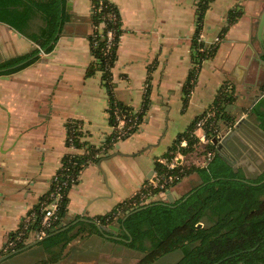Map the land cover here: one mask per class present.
<instances>
[{
  "label": "crops",
  "instance_id": "0c3cea01",
  "mask_svg": "<svg viewBox=\"0 0 264 264\" xmlns=\"http://www.w3.org/2000/svg\"><path fill=\"white\" fill-rule=\"evenodd\" d=\"M67 1L70 17L52 50L39 52L36 60L16 71L0 74V255L28 210L49 190L62 156L82 151L65 143L66 121L78 119L83 139L97 146L111 132L100 72L86 73L93 61L88 39L93 29L91 2ZM110 1L119 9L123 28L111 68L114 95L138 108L150 77V104L139 130L80 170L78 181L67 191L61 222L65 228L84 221L76 220L79 216L94 219L135 193L150 170L154 171L155 159L212 103L224 82L233 87V98L224 111L234 122L221 128L237 134L230 135L222 152L244 172L255 169L254 163L264 162V131L251 112L264 97V24H260L264 0H210L199 22L198 0ZM234 7L242 14L229 22ZM42 23L36 15L30 30ZM198 23V39L206 46L216 44V48L201 62L184 104L182 86L192 66L191 39ZM217 36L219 41L211 43ZM35 47L25 34L0 20V61ZM188 157L183 161L190 160ZM200 181L191 172L152 199H167L168 191L181 196ZM47 252L39 241L0 264H136L143 254L96 231L72 238L56 261L42 263ZM174 252L182 256L180 250L163 256ZM158 259L151 264H159Z\"/></svg>",
  "mask_w": 264,
  "mask_h": 264
},
{
  "label": "trees",
  "instance_id": "16d2710c",
  "mask_svg": "<svg viewBox=\"0 0 264 264\" xmlns=\"http://www.w3.org/2000/svg\"><path fill=\"white\" fill-rule=\"evenodd\" d=\"M210 0H198V22L208 7ZM90 22L92 32L88 35L90 52L93 61L86 69L87 74L100 72V80L107 92V113L110 124L115 123L114 111L118 110L125 118H132L136 123L144 122V115L150 104V83L147 78L140 107L134 108L118 100L114 95V82L111 68L116 58V47L123 31L122 21L117 5L110 0H90ZM242 14L239 7L229 11V22ZM36 15H40L43 23L37 30H30V23ZM70 13L66 9V0H0V20L25 34L36 47L29 52L7 57L0 61V74L16 71L36 60L39 52H49L61 32L63 23ZM198 23L191 39L192 66L183 83L182 101L187 96L196 80L201 62L210 57L216 44L205 45L198 39ZM112 31L113 44L107 48V31ZM233 98V87L227 89V83L220 85L212 103L182 131L178 132L167 151L161 158L169 160L175 150L187 153L193 149L197 137L193 133L195 122L208 110H214V116L204 125L207 135L216 133L222 124L230 125L224 106ZM255 120L264 131V97L252 107ZM65 143L81 152H68L62 156L61 166L57 169V179L51 182L49 190L44 192L38 201L28 210L35 211V220L29 223V229L37 226L41 206L50 197V191L56 183L63 180L56 210L55 227H60L67 209V191L72 182L78 181L80 170L87 164L100 160L108 153L114 141L126 138L136 132L139 127L135 123L123 134L113 129L107 134L102 144L95 145L83 139V130L78 119H70L65 123ZM186 140L181 146L180 141ZM154 171L160 174L178 172L179 179L191 172H196L201 181L174 201L167 199H148L139 201L145 188H139L127 198L103 214L94 217V221L106 225L116 221L122 222L118 235L128 247L143 254L136 264H151L162 255L180 250L182 256L173 264H264V169L255 176H246L241 167H234L233 162L214 146V152L205 165H182L167 169L159 159H155ZM180 169V171H179ZM72 179V181H71ZM178 180L171 183L172 186ZM168 185V184H167ZM158 187L151 189V195L157 193ZM142 207L137 209L138 207ZM137 209V210H134ZM130 212V213H129ZM128 213V214H127ZM127 214V215H126ZM126 215V216H125ZM125 218L122 220V218ZM78 225L75 231L73 228ZM100 232L94 222L77 221L67 228L44 238L41 242L48 251L42 263L56 261L61 249L76 236L84 233ZM16 230L11 233L14 236ZM101 233V232H100ZM102 234V233H101ZM25 244V243H24ZM24 244H20L19 247ZM59 249L55 250L54 247ZM18 247V248H19Z\"/></svg>",
  "mask_w": 264,
  "mask_h": 264
},
{
  "label": "built area",
  "instance_id": "2783aa9c",
  "mask_svg": "<svg viewBox=\"0 0 264 264\" xmlns=\"http://www.w3.org/2000/svg\"><path fill=\"white\" fill-rule=\"evenodd\" d=\"M219 37H215L214 41L211 43H216L219 41ZM113 44L112 41V31H107V48H109ZM40 52H43L42 50ZM227 83V89L229 90L231 88L230 83ZM115 114V123L110 124L111 125V131L113 129L117 130L120 134H123L126 129L131 127L134 123L135 125H138L139 129L141 127L142 123H136V119L134 120V117L132 118H125L118 110L114 111ZM214 116V110H208L204 115H202L199 119L196 120L195 126L193 129V133L197 137V141L193 144V149L187 153H181L178 148L175 150L174 155L167 160L166 158H160L159 160L163 162L167 169H174L177 167H180L182 165H197L202 166L207 163V161L211 158L213 152H214V146L216 144L212 141V138L216 137L218 141H220L225 134L228 131V128L226 129H219L216 130V133H210L209 135L206 134L204 130L205 122ZM138 129V130H139ZM117 141L113 142V145ZM103 143V142H102ZM101 143V144H102ZM186 144V140L182 139L180 141V145L183 146ZM185 155H189L188 158L190 160L183 161L185 158ZM179 169V171H180ZM180 175L178 172H169L160 174L155 171H153L152 175L140 186V188H145L146 192L141 193L139 201H145L148 199H152L151 195V189L158 187L159 191H165L166 189H169L172 187L171 183H173L175 180H178L179 182L181 179H179ZM57 179V174L55 173L52 179L55 181ZM72 181V179H71ZM176 182V183H177ZM68 182L66 180H63L60 183H56L52 190L50 191L49 197L50 199L43 203L41 206V212L40 217L37 221V226L35 228H27L29 223L34 221L35 218V211L27 212L26 215L22 218L20 221L19 226L16 229V233L14 236H9L5 243L2 246L1 253H8L15 249H17L20 244L27 243L31 237L40 238L44 236L46 233H48L49 230L52 228H55L54 220L57 218L56 210L58 208L60 197L62 196V185H66ZM73 184V182H72ZM70 184V185H72ZM168 184V185H167ZM138 191V190H137ZM136 191V192H137ZM158 191V192H159ZM156 194V193H155Z\"/></svg>",
  "mask_w": 264,
  "mask_h": 264
},
{
  "label": "water",
  "instance_id": "95a60500",
  "mask_svg": "<svg viewBox=\"0 0 264 264\" xmlns=\"http://www.w3.org/2000/svg\"><path fill=\"white\" fill-rule=\"evenodd\" d=\"M66 6L68 7V1L66 3ZM260 24H264V8L261 10V14H260ZM263 131V130H262ZM232 134H237L235 130H232L230 131L229 133H227L220 141H218V139L216 137L212 138V141L216 144V147H217V150H221L222 146L226 144L227 140L230 138V135ZM153 172V169L150 170L149 174H148V177H150L149 175ZM180 196L178 195H174V192L173 191H168L167 192V200L168 201H174L176 198H178ZM142 208L141 206L138 207L137 209H140ZM137 209H134V210H137ZM130 213V212H129ZM128 214V213H127ZM126 214V215H127ZM125 215V216H126ZM125 216L122 218V220L125 218ZM76 220H84V221H90V222H94L96 224V226L98 227L99 231L104 235V236H107V237H111V238H114V239H123L125 240V238L121 237L120 235H118L119 231H120V228H123V225H122V222L121 224H116V223H108L106 225H101L97 222H95L93 219H90L88 217H85V216H79L78 219ZM76 220H74L73 222H75ZM66 226H61V227H55V228H52L51 230L48 231V233H46L44 236L40 237V238H35L31 241H28L27 243H25L23 246L11 251V252H8V253H3L0 255V260L16 253V252H19L33 244H36L38 243L39 241H42L44 238H46L47 236H50V235H53L61 230H63ZM227 256L225 257H222L221 259H219L218 261H216L214 264H217L218 262H220L222 259L226 258Z\"/></svg>",
  "mask_w": 264,
  "mask_h": 264
},
{
  "label": "rangeland",
  "instance_id": "374dc122",
  "mask_svg": "<svg viewBox=\"0 0 264 264\" xmlns=\"http://www.w3.org/2000/svg\"><path fill=\"white\" fill-rule=\"evenodd\" d=\"M135 136H132L130 139L134 138ZM234 162V161H232ZM193 165V164H192ZM254 165H256V168L255 169H251V170H246L245 171V175L246 176H255L256 174H258L260 171L263 170L264 168V162H261V163H254ZM165 199V198H163ZM169 255V256H168ZM167 256H161L159 259H158V262L159 264H173V262H175L176 260H178L179 256H180V253H171V254H168ZM105 264H108L107 262Z\"/></svg>",
  "mask_w": 264,
  "mask_h": 264
}]
</instances>
